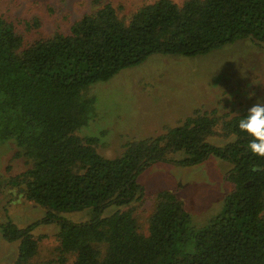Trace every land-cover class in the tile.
Returning a JSON list of instances; mask_svg holds the SVG:
<instances>
[{
	"label": "trees",
	"instance_id": "obj_1",
	"mask_svg": "<svg viewBox=\"0 0 264 264\" xmlns=\"http://www.w3.org/2000/svg\"><path fill=\"white\" fill-rule=\"evenodd\" d=\"M245 38L264 41V0H155L128 21L107 3L68 34L29 46L0 17V141L11 140L30 162L11 183L47 209L24 227L0 224L3 239L17 243L12 264H66L70 255L69 264H264V157L248 150L251 138L238 128L248 110L196 111L164 133L126 143L114 158L98 152V137L77 134L93 109L94 97L82 93L91 84L152 54L196 56ZM215 134L229 140L212 143ZM172 153L182 157L168 159ZM211 156L231 164L233 189L221 209L196 225L175 193L162 189L148 233L139 232L133 207H123L143 193L140 174L158 162L187 167ZM87 208L81 222L58 215ZM40 223L58 226L50 262L32 261Z\"/></svg>",
	"mask_w": 264,
	"mask_h": 264
},
{
	"label": "rangeland",
	"instance_id": "obj_2",
	"mask_svg": "<svg viewBox=\"0 0 264 264\" xmlns=\"http://www.w3.org/2000/svg\"><path fill=\"white\" fill-rule=\"evenodd\" d=\"M154 1L0 0V17L11 23L24 46H29L57 32L68 34L81 16L107 3L128 21L140 6ZM172 1L181 5L184 0ZM82 93L95 101L88 123L77 134L98 137V152L107 158L118 157L126 143L164 133L196 111L215 110L217 116L230 117L257 102L264 103V41L240 39L196 56L152 54L137 66L91 84ZM208 140L222 145L229 138L215 134ZM18 150L11 140L0 141V224L11 220L24 227L41 219L47 209L26 199L21 186L11 183L30 166L24 157L16 156ZM181 157V153H172L168 159ZM230 168L229 162L213 156L187 167L155 163L138 178L143 188L140 198L123 209L133 207L139 232L145 235L156 192L167 189L181 200L196 225L204 224L221 209L224 197L233 189L226 179ZM113 210L110 207L106 212ZM90 212L87 208L58 215L81 222ZM57 231L56 223H40L33 230L38 240L33 262L56 258ZM16 252L17 243L4 240L0 229V264H12ZM73 259L68 256L66 264Z\"/></svg>",
	"mask_w": 264,
	"mask_h": 264
},
{
	"label": "clouds",
	"instance_id": "obj_3",
	"mask_svg": "<svg viewBox=\"0 0 264 264\" xmlns=\"http://www.w3.org/2000/svg\"><path fill=\"white\" fill-rule=\"evenodd\" d=\"M238 128L251 138L248 150L255 156L264 157V103L257 102L250 107L239 120Z\"/></svg>",
	"mask_w": 264,
	"mask_h": 264
}]
</instances>
